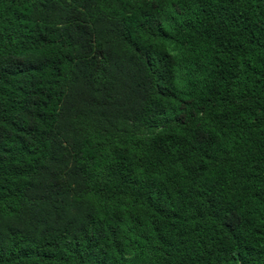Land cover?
Segmentation results:
<instances>
[{
  "label": "trees",
  "instance_id": "obj_1",
  "mask_svg": "<svg viewBox=\"0 0 264 264\" xmlns=\"http://www.w3.org/2000/svg\"><path fill=\"white\" fill-rule=\"evenodd\" d=\"M0 264H264V0H0Z\"/></svg>",
  "mask_w": 264,
  "mask_h": 264
}]
</instances>
